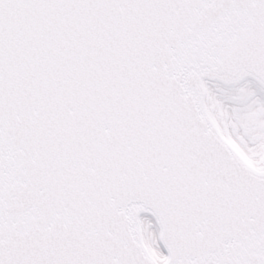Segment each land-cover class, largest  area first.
I'll use <instances>...</instances> for the list:
<instances>
[{
    "label": "snow or ice",
    "instance_id": "1",
    "mask_svg": "<svg viewBox=\"0 0 264 264\" xmlns=\"http://www.w3.org/2000/svg\"><path fill=\"white\" fill-rule=\"evenodd\" d=\"M0 264H264V0H0Z\"/></svg>",
    "mask_w": 264,
    "mask_h": 264
}]
</instances>
